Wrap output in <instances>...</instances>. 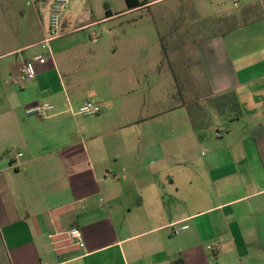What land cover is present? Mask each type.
I'll return each instance as SVG.
<instances>
[{
    "label": "crops",
    "instance_id": "1",
    "mask_svg": "<svg viewBox=\"0 0 264 264\" xmlns=\"http://www.w3.org/2000/svg\"><path fill=\"white\" fill-rule=\"evenodd\" d=\"M5 1L0 264H264V46L238 49L263 44L264 23L257 27L263 16L228 34L204 23L199 41L190 38L191 25L167 24L163 39L173 40L179 73L190 67L185 41L195 45L204 101L188 96L186 89L191 95L196 87L181 84L183 101L163 108L143 102L150 48L142 32L135 46L105 48L87 37L95 22L44 21L32 40L1 6ZM141 8L146 5L134 9ZM37 11L48 19L49 5L42 2ZM18 13L25 17V10ZM75 52L105 61L107 73H96L90 85L82 80L86 73H62L60 61ZM26 61L36 65L30 81L19 73ZM88 101L102 112L80 119L77 108ZM41 104L54 107L48 118L27 113ZM72 228L81 231L84 247L67 240Z\"/></svg>",
    "mask_w": 264,
    "mask_h": 264
},
{
    "label": "rangeland",
    "instance_id": "2",
    "mask_svg": "<svg viewBox=\"0 0 264 264\" xmlns=\"http://www.w3.org/2000/svg\"><path fill=\"white\" fill-rule=\"evenodd\" d=\"M37 1L39 2L36 3ZM147 1L153 2L146 5V8L129 10L127 0H69L68 6L58 16V22L67 21L77 24L95 22L96 26L86 31L87 37L89 40L94 41V45L105 48L121 45L122 42L126 45L135 46L137 36L142 32L141 34L145 35L147 39L144 45H149L150 48V54L143 62V68L146 72L145 83L142 85L145 91L143 102L150 107H154L153 104L156 103H161L163 108L181 103L183 100L179 94L180 85H188V83H190L189 87L198 89V91L192 89L191 95L186 89L188 96L196 101H204V73H202L198 62L195 45L190 39H198L197 41L202 39L204 31L200 29L201 25L208 22L219 24L220 27L218 28L221 32L228 34L231 29L252 18L263 16L262 20L257 21V27L259 28H261L259 25L264 23L262 22L264 21V1L262 0H252L255 3L250 9L249 13L251 15L247 19L244 17V8L246 4L251 2L250 0ZM42 2L49 5L50 11L46 20L42 17L43 14L37 11ZM29 4H31V7ZM56 5L57 0H6L1 6L10 8L16 17V21L24 26V29L29 32L28 37L34 40L41 35L40 26L43 25L44 21L47 22L48 26L52 24L53 18L56 16L53 7ZM19 9L25 10V17L18 13ZM107 10H110L112 15L122 13L107 18ZM180 23H187L192 28V37L189 38L190 40L185 41L187 62L190 65L188 73H179V61L173 52L175 46L172 43L173 40L169 36L163 39L167 24L177 25ZM159 33L162 34V39ZM263 46L264 41L263 44L260 41L249 43L247 46L242 44L238 49L247 52L251 49L254 51L257 47L261 49ZM90 47L92 46L89 45L87 48ZM257 60L259 62L261 59L258 57ZM251 63L256 62L252 61ZM60 64L59 68L62 73H86L82 80L88 85L98 78L96 73H107L108 71L105 61L96 60L88 54L79 55L77 52L60 61ZM128 67L133 68L135 64L131 63ZM159 70L160 73H158ZM85 94H88L86 90L82 92V95ZM137 94L140 95L139 89ZM186 100L188 99L186 98ZM259 103L262 112H264V100H260ZM80 107L77 108V111ZM79 115L80 119L91 118L90 115Z\"/></svg>",
    "mask_w": 264,
    "mask_h": 264
},
{
    "label": "built area",
    "instance_id": "3",
    "mask_svg": "<svg viewBox=\"0 0 264 264\" xmlns=\"http://www.w3.org/2000/svg\"><path fill=\"white\" fill-rule=\"evenodd\" d=\"M69 0H57V5L53 7V12L56 14L53 18V25H57L58 22V16L63 12V10L68 6ZM53 34V33H52ZM51 41V38L45 39L43 42H41V47L43 49H48L49 42ZM43 56H39L37 60L41 61L43 60ZM20 76L23 80H33L35 79L37 75L36 65L33 61H26L23 63L19 70ZM54 110V107L50 104H41L34 106L27 110L28 114H34L38 116L39 118H48L50 116V113ZM102 112V107L99 103H96L94 101H88L85 104H83L78 113L83 115H91L96 116L99 115ZM18 156H22L19 154ZM13 159V157H12ZM187 226L182 227V229H187ZM180 232V229H177L174 231L175 234H178ZM67 240L74 246L78 247H84V241L82 237V233L78 228H72L69 231L66 232Z\"/></svg>",
    "mask_w": 264,
    "mask_h": 264
},
{
    "label": "trees",
    "instance_id": "4",
    "mask_svg": "<svg viewBox=\"0 0 264 264\" xmlns=\"http://www.w3.org/2000/svg\"><path fill=\"white\" fill-rule=\"evenodd\" d=\"M127 4L129 7V10L137 8V7H141V6H145L148 4L147 0H127ZM112 14L110 12V10H107V18L111 17ZM226 99H229V103L231 105V110L233 112H237L238 109V102L234 96V94H230L226 96Z\"/></svg>",
    "mask_w": 264,
    "mask_h": 264
}]
</instances>
